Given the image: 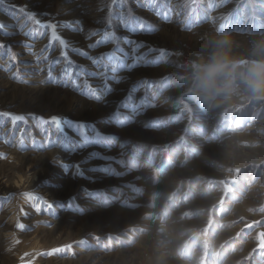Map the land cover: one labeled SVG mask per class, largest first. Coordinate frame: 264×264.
I'll list each match as a JSON object with an SVG mask.
<instances>
[{
    "label": "rangeland",
    "instance_id": "obj_1",
    "mask_svg": "<svg viewBox=\"0 0 264 264\" xmlns=\"http://www.w3.org/2000/svg\"><path fill=\"white\" fill-rule=\"evenodd\" d=\"M216 3L207 20L187 28V0L146 7L137 0L0 4L7 25L0 41L18 53L13 63L0 49V113L24 117L0 115V264H264V98L238 95L207 109L186 94L191 64L207 56L215 33H233L234 54L264 37L259 21L251 30L232 27L242 0ZM13 4L56 24L73 63L60 56L58 41L49 46L44 29L26 36L36 26ZM153 8L169 11V20ZM206 8L199 0L201 17ZM125 16L152 30L132 31ZM222 17L229 27H220ZM105 31L126 51L137 46L126 40L146 45L138 48L142 66L120 72L119 84L88 59L114 51L111 44L87 47L100 38L91 33ZM66 69L79 90L64 87ZM49 70L58 83L46 82ZM84 81L97 94L105 83L112 91L90 99ZM138 84L137 101L146 98L149 107L134 122L118 120L116 109ZM51 117L66 119L62 131L44 122ZM69 244V251L43 255Z\"/></svg>",
    "mask_w": 264,
    "mask_h": 264
},
{
    "label": "snow or ice",
    "instance_id": "obj_2",
    "mask_svg": "<svg viewBox=\"0 0 264 264\" xmlns=\"http://www.w3.org/2000/svg\"><path fill=\"white\" fill-rule=\"evenodd\" d=\"M118 0H112V3H117ZM171 0H149L148 4H145L142 2V0H137V3L140 5V7H146L155 5L157 3H164V4H170ZM5 3V0H0V4ZM124 3H127V0H124ZM198 3L199 0H187V5L185 7L188 8L187 16L185 19V28H187L192 23H203L205 20L208 19V11L216 8L218 4L216 3V0H206L207 8L204 12L203 17H201L198 14ZM243 3V13L242 15L232 23V27L237 31H244L245 29L251 30V27H255L256 23L259 21L261 23H264V0H242ZM13 8H18V10L24 14L27 21H31L36 28H34L31 32H25L24 34L26 36L32 35L33 32H37L40 29H44L45 31L40 32L41 36H47L48 37V44L49 46L53 45L54 42L59 43L60 45V56L68 63L72 64L73 61H71L67 54V41L57 33V25L53 24L51 22H44L41 19H38V14L33 11L27 10V6H17L15 4L12 5ZM156 12V15L160 17L161 19L168 21L170 18L169 11H161L157 10L155 8L152 9ZM108 11L111 12V6L109 5ZM179 15H184L185 11L184 8H181ZM122 15H124L122 13ZM229 16L232 15V13L228 14ZM221 19H224L226 22L222 24L220 27L225 28L229 27V24L227 23V18L222 17ZM123 23L126 27H129L132 31L137 30V25H139L140 30H152V26L149 25L146 21L138 20L134 16H125V19L123 20ZM26 26V25H25ZM7 25L3 22H0V30L6 29ZM4 36H9L11 33L8 31H3L2 33ZM93 36H99L100 38L95 41V43H89L87 47L89 49L97 48L102 44H111L113 46L114 51H108V52H101L98 56L92 57L88 56V59L91 61L92 65H94L97 69L101 67L108 68L109 71L112 73L113 82L116 84H119L122 82L123 77L119 75L122 71H132L134 68L142 66L140 64L141 56L138 55V48L139 47H146V45L143 44H137L135 41L126 40L125 43L128 45H137L136 47H132L130 51H126L119 47V42L116 39L115 33L112 31H105L102 35H100L99 32H93L91 33ZM33 38H35L33 36ZM29 50V54L31 53V45H24ZM0 49H6L7 50V60L9 62H16L18 58V53L13 51V48L11 44H8L4 41H0ZM83 55L87 56V52H84L83 49L78 50ZM162 55L166 54V51L164 49L159 50ZM45 60L48 59V57H44ZM132 61V63H129V61ZM58 61H54V63H57ZM96 75H104V73L97 72ZM63 76L69 77L70 79L67 80L64 83V87H71L73 90H79L81 85L80 82L77 79L71 78L72 72L68 71L67 69L62 73ZM15 79V76L13 77ZM47 83H58L59 81L52 78L51 70H49L48 79L46 81ZM148 80L143 81L144 91L145 93L148 92ZM84 86L88 89L83 94L90 99L100 101L102 98L106 97L107 94H109L112 91V88L108 84L103 85V91L101 94H97L100 92V89L93 88L91 85L87 83V81H84ZM139 84L134 85V90H129L128 94L124 98V100L121 102V104L116 109L117 113V119L120 121H127L131 120L134 122L135 118L142 114V109L149 107V104L147 103L146 98H142L137 101L136 98V92L139 91ZM154 106V105H153ZM121 109L123 111H121ZM0 115L10 117V119L15 122L24 119L21 115H15L10 113H0ZM45 123H54L55 129L57 132L63 130V126L66 123L65 120H61L59 117H51L50 121L45 120ZM83 126V125H78ZM32 199H36V197H31ZM46 203V202H45ZM35 210V209H34ZM21 213L24 215H27V213L24 212L23 209H21ZM17 228L22 229L24 226L20 223L16 224ZM72 249V245H65L61 248H55L51 249L47 253H43V255H56L58 253H63L65 251H69ZM261 260H264V250L261 251Z\"/></svg>",
    "mask_w": 264,
    "mask_h": 264
},
{
    "label": "clouds",
    "instance_id": "obj_3",
    "mask_svg": "<svg viewBox=\"0 0 264 264\" xmlns=\"http://www.w3.org/2000/svg\"><path fill=\"white\" fill-rule=\"evenodd\" d=\"M234 36L218 31L210 38L209 52L195 59L186 77V94L207 109L246 99L264 98V37L250 42L246 52L234 54Z\"/></svg>",
    "mask_w": 264,
    "mask_h": 264
}]
</instances>
